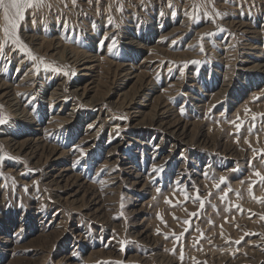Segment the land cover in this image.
<instances>
[{"label":"rangeland","instance_id":"1","mask_svg":"<svg viewBox=\"0 0 264 264\" xmlns=\"http://www.w3.org/2000/svg\"><path fill=\"white\" fill-rule=\"evenodd\" d=\"M4 25L30 117L0 100V264H264V0H39ZM89 81L94 107L67 91Z\"/></svg>","mask_w":264,"mask_h":264},{"label":"bare ground","instance_id":"2","mask_svg":"<svg viewBox=\"0 0 264 264\" xmlns=\"http://www.w3.org/2000/svg\"><path fill=\"white\" fill-rule=\"evenodd\" d=\"M34 44V43H33ZM36 44V43H35ZM38 45V44H37ZM39 48V46L37 47V49ZM107 48H108V46H107ZM69 50H71L72 52H73V54L77 57V55H79L78 54V52L77 51H75V50H72V49H70V48H68ZM68 49H65V51H67ZM61 54H63V48L61 49V52H60ZM86 56V58H83L84 60L80 63V68H79V70H82L81 72H80V74H79V77L81 78V80H83V79H85L86 77H89V76H91V72L93 71V69L95 68V64H92V62H93V60H98L97 58H95L96 56H89L88 54H85ZM62 56V55H61ZM95 58V59H94ZM110 61V60H109ZM107 63H109V62H107ZM111 64H112V62H110ZM127 65L128 64H122V65H119V66H117V67H115L116 69H118V67H120L121 69H120V72H119V77L122 79V80H124V82H127L129 79L130 80H132V79H134V81H137L138 80V77H139V74H137V73H135V74H132V76H130V74L131 73H133V71H131L132 69H131V67H127ZM100 66V65H99ZM146 76V75H145ZM144 76V77H145ZM21 80V79H20ZM22 81V80H21ZM21 81H19V82H21ZM79 81H80V79H79ZM24 82V81H23ZM93 81H89V82H87V83H85L83 86H79V84H77V85H74V88L72 89V90H67L69 93H72V94H74V95H78V96H80V98L79 99H83V97H84V94H85V90H86V86L88 85V84H91ZM60 85V84H59ZM153 85V84H152ZM21 87V86H20ZM61 87H55V88H53L51 91H49V96H48V100H49V108H51L52 106H53V104L55 103V100L57 99V97H54V95L57 93L56 91L58 90V89H60ZM151 88V87H150ZM149 88V89H150ZM80 89H82V91L81 92H79L80 91ZM154 89V88H153ZM148 92V91H147ZM155 92V91H154ZM137 96H140V94H136ZM149 95V93H145V92H143L142 94H141V97L143 98V100L142 99H140V101L139 102H137V107H134L135 108V111H132L133 113L134 112H137V113H134V114H138V115H136V116H140L141 114H143L144 112H145V108H143V106H145V107H147L148 106V104H145V102H143V101H146L147 100V97L146 96H148ZM162 96V95H161ZM17 97H15V95L12 93V91H11V89L9 88V84H7L6 82L4 83L2 80L0 81V100H3V101H6L7 103H8V107L12 110L13 108V111L14 112H16V111H19L20 112V117L18 118L19 120H20V122H25V121H21V120H28V118L30 117H24V115H26L27 114V111H26V108H23V107H21L20 105V102H19V99L17 98ZM81 99V100H82ZM82 101H84L83 103H86L87 105H90L91 104V106L92 107H94V105H96V103H98L97 101H95L94 99H92V98H88V99H85V100H82ZM93 102V103H92ZM131 102V101H130ZM132 104V103H131ZM159 105V104H158ZM130 106V105H129ZM159 107V106H158ZM161 108L163 109V111H162V113L164 114V113H166L167 112V110H166V108H165V106L164 105H162L161 106ZM134 110V109H133ZM161 111V110H160ZM156 113V112H155ZM15 113H13V115H14ZM69 112L66 114V115H68V116H59L58 114L57 115H53V114H50V120L51 121H48V123L49 124H51V123H53V124H55L58 120H63L64 122H66V123H69V122H71L72 121V116H69ZM157 114V113H156ZM162 114V115H163ZM144 115V114H143ZM161 115V114H160ZM142 119H140V121H141ZM144 120V119H143ZM140 121H137V122H140ZM151 121H153V124H156V125H158V126H162V124L163 123H161L162 122V120L160 119V120H157L156 122H154V118H152L151 117ZM161 121V122H160ZM47 123V124H48ZM53 124H51V125H53ZM90 124V123H89ZM169 125V124H168ZM165 127V126H164ZM168 127V126H167ZM170 131V130H169ZM167 132V131H166ZM11 146V145H10ZM60 153H62V151L60 152ZM58 160V156L57 157H55L54 159H52L51 160V165L50 166H52V164L55 166L56 164V161ZM51 170H53V169H51ZM57 170V169H56ZM54 171V170H53ZM49 172H50V170H49ZM50 175V174H49ZM51 176H54V175H51ZM52 181V180H51ZM55 181V180H54Z\"/></svg>","mask_w":264,"mask_h":264},{"label":"snow or ice","instance_id":"3","mask_svg":"<svg viewBox=\"0 0 264 264\" xmlns=\"http://www.w3.org/2000/svg\"><path fill=\"white\" fill-rule=\"evenodd\" d=\"M34 3L35 6H39V0H0V10H2V18L5 21L3 31L6 37L15 36L18 22L25 19V9L33 7ZM16 42H18V38ZM3 122V119H0V123ZM255 174L264 180V176H261L259 172ZM223 180L224 177H221V181Z\"/></svg>","mask_w":264,"mask_h":264}]
</instances>
